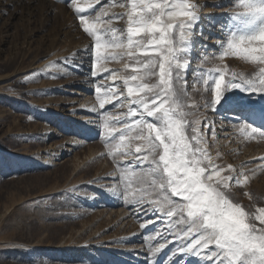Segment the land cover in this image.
Here are the masks:
<instances>
[{
	"label": "rangeland",
	"instance_id": "obj_1",
	"mask_svg": "<svg viewBox=\"0 0 264 264\" xmlns=\"http://www.w3.org/2000/svg\"><path fill=\"white\" fill-rule=\"evenodd\" d=\"M217 1L195 0L206 5L200 9L205 17L216 15ZM76 2L81 6L93 3V10L82 15L98 27L111 19L113 27L126 29V17L119 21L112 17L126 12L120 6L126 0ZM221 5L226 12L239 10L231 0ZM207 28L203 33H207V50L203 49L196 62L189 53L179 54L181 62L190 66L179 70L180 79H175L173 72V88L186 118L201 122L205 132L202 146L207 147L212 162L225 170L221 175L247 177L243 185L230 182L227 195L259 228L255 217L257 209L264 208V136L258 134L261 130L251 135L253 127L242 117L234 123L233 138L228 137L235 149H222L218 143L222 137L216 138V131L215 136L207 132L203 122L211 124L224 109L212 104L211 80L205 85L203 81L209 77L202 73L226 67V81L235 73V82H242L258 79L264 65L231 55L221 59L222 50L209 42L222 37L215 27L212 32ZM93 44V38L80 26L71 0H0V264H110L115 254L123 260L115 264L129 257L137 264H194L196 257L187 252V245L196 236L181 238L187 225L179 223V217L152 214L156 205L149 201L157 199L156 195L140 191L150 178L142 175L147 166L138 165L135 159V146L141 143L135 139L138 131L124 133L125 145L119 149V132L115 139L105 137V115L112 120L122 117L111 125L116 129L140 118L126 115L129 108L137 112L140 108L127 97L124 80L143 73L126 67L135 65L136 59L122 55L104 64L109 71L93 76L94 58L78 51ZM144 82L154 84L157 77ZM73 84H78L83 96L72 103L66 91ZM97 86L115 90L119 103L106 104L101 110ZM233 92L251 95L257 101L264 95L239 89ZM70 119L83 127L65 129ZM242 127L247 131L242 132ZM229 165L234 172L227 170ZM141 195L143 202H136ZM161 245V251L154 253ZM182 248L186 250L183 255Z\"/></svg>",
	"mask_w": 264,
	"mask_h": 264
},
{
	"label": "snow or ice",
	"instance_id": "obj_2",
	"mask_svg": "<svg viewBox=\"0 0 264 264\" xmlns=\"http://www.w3.org/2000/svg\"><path fill=\"white\" fill-rule=\"evenodd\" d=\"M231 2L238 11L205 17L200 9L206 5L195 0H126L120 5L127 9L126 12L112 14L117 21L126 17V29L120 30L112 26L111 19L98 27L96 22H90L82 15L93 10V3L81 6L71 0L80 26L94 41L88 48L78 50L86 52L90 59L94 58L91 74L98 76L109 71L104 64L122 55L136 59L135 65L126 67L143 73L124 80L127 97L140 108L139 112L129 108L126 115L140 118L116 129L111 125L119 123L122 117L112 120L105 115V137L115 139L119 132V149L125 145L124 133L138 131L135 139L141 143L135 146V159L138 165L147 166L142 175L150 178L140 191L156 195L157 199L149 201L156 205L152 214L179 217V223L187 225L181 238L187 240L196 236L187 245V252L196 257L194 264H264V208L257 209L259 215L255 218L261 225L257 228L250 223V214L229 198V183L235 181L243 185L247 183V177L241 180L235 175H221L225 170L212 162L207 147L202 146L205 132L201 130V122L186 118L173 88V72L176 71L175 79H180L179 70L190 66L181 62L179 54L191 52L198 39H207L203 36L206 26L209 31L215 27L222 37L216 41L222 50L221 59L231 55L264 65V0ZM221 6L214 4V7ZM3 14L7 15V11ZM217 72L219 74L215 75ZM226 73V67L202 73L209 77L203 81L205 85L211 80L212 104L228 112H239L241 117L264 129V95L257 101L251 95L237 96L233 92L239 89L241 92L264 93V67L259 69L258 79L242 82H235V73L233 79L226 81ZM152 76L157 77L156 83L144 82ZM102 88L106 90L102 92ZM95 91L101 110H105L106 104L119 103L115 90L97 86ZM146 118H152L154 122H147ZM203 123L206 131L215 136L213 126L206 121ZM258 128H252L251 135H256ZM241 131L246 132L247 128L242 127ZM258 134L264 136V131ZM227 170L234 172L231 165ZM143 200L141 195L136 202ZM163 247L161 245L153 252L158 253ZM184 252L182 248L181 255ZM173 264H179V261H173Z\"/></svg>",
	"mask_w": 264,
	"mask_h": 264
},
{
	"label": "bare ground",
	"instance_id": "obj_3",
	"mask_svg": "<svg viewBox=\"0 0 264 264\" xmlns=\"http://www.w3.org/2000/svg\"><path fill=\"white\" fill-rule=\"evenodd\" d=\"M218 3H220V4H223V2H227V0H218L217 1ZM22 3V2H21ZM49 6V5H48ZM226 7V6H225ZM218 12H216V15H214L213 17H219L220 15V13H225L226 11H227V9H223V8H221V7H219L218 8V10H217ZM206 13H208L207 11H205ZM213 29L214 28H211V32L213 31ZM207 30L209 31V28H207ZM215 31V30H214ZM209 33V32H208ZM207 34V33H206ZM206 34H203V36L205 37L206 36ZM198 36V35H197ZM206 43V39H198L197 40V42H196V45H195V47L191 50V52H189V54L191 55V58L193 59V62H196V57L197 56H199L200 55V53H202L203 54V52L205 51H203V49L205 48L204 47V44ZM209 43H211V44H213V45H216V40H211ZM78 81V80H77ZM111 82V81H110ZM114 82V81H113ZM106 84V83H105ZM108 84V83H107ZM111 84V83H110ZM71 86H73V88L72 89H70V90H68V91H66V94H68V96L67 97H69V99H70V102H74V100L76 101L77 100V98H79V97H82L83 96V93L78 89L79 88V86H78V84L77 85H71ZM78 86V87H77ZM80 86H82V85H80ZM110 87V86H109ZM112 87V86H111ZM116 87V86H115ZM78 89V90H77ZM116 89V88H115ZM118 89V88H117ZM116 91H118V90H116ZM120 91V90H119ZM73 96V97H72ZM75 96V97H74ZM123 97V96H122ZM119 99V98H118ZM66 100H67V98H66ZM69 101V100H68ZM67 101V102H68ZM78 101H81L80 99H78ZM77 101V102H78ZM66 102V103H67ZM72 102V103H73ZM76 102V103H77ZM69 103V102H68ZM83 106V105H82ZM71 107V106H70ZM69 109V108H68ZM81 109V108H80ZM76 110V109H75ZM78 111V110H77ZM92 113V111L90 112V114ZM96 114V113H95ZM91 117V116H90ZM242 117H241V114L239 113V112H228V111H225V109L223 110V111H221L217 116H216V119H214V121H212V123H211V125L213 126V128L215 129V131H216V138L217 137H222V139H220V140H218V143L219 144H221V146H222V149H225V148H227L226 146H228V148H231V150L232 149H235V144H234V142L233 143H230L229 144V142H231V138H233L231 135L232 134H234V123H236V122H238L240 119H241ZM89 120V119H88ZM86 121V120H85ZM88 122V121H87ZM95 122V121H94ZM246 122H247V125L248 126H250V127H253V128H258V125H256V124H253V123H251L249 120H246ZM233 125V126H232ZM66 126V128L65 129H77V128H82L81 127V123L80 124H76V121L74 122V120H72L71 121V119H70V121H68V123L65 125ZM246 126V125H245ZM247 126V127H248ZM89 127V129H90V126L88 125V124H85V128H88ZM87 130V129H86ZM258 130H261V131H264V129H259L258 128ZM90 131V130H89ZM76 132V131H75ZM85 132V130L83 131V133ZM89 134V133H88ZM87 136V135H86ZM231 136V138L230 139H228V137H230ZM73 141V140H72ZM77 143V142H76ZM217 143V142H216ZM227 143V144H226ZM218 144V145H219ZM233 151V150H232ZM215 157V156H214ZM250 159V158H249ZM252 159V158H251ZM101 187V186H100ZM105 189V188H104ZM96 199V198H95ZM97 201V200H96ZM89 202V201H88ZM109 202V201H108ZM108 205V204H107ZM114 207V206H113ZM148 207V206H147ZM142 208H143V206H142ZM144 209V208H143ZM149 209H151V208H149ZM149 209H148V211H149ZM122 210H124V209H122ZM139 210H140V208H139ZM142 210V209H141ZM132 212V211H131ZM140 212V211H139ZM143 212V210L141 211V213ZM127 213V212H126ZM136 214H138V213H136ZM144 214H146V213H144ZM144 214H143V216H144ZM149 214V213H148ZM123 215V214H122ZM125 215V214H124ZM123 215V216H124ZM129 215V214H128ZM146 216H147V214H146ZM133 217V216H132ZM125 219V218H124ZM127 219V218H126ZM129 219V218H128ZM127 219V220H128ZM126 220V221H127ZM133 220H136V219H133ZM125 221V220H124ZM125 225V224H124ZM95 232V231H94ZM165 232V231H164ZM168 232V231H167ZM166 233V232H165ZM168 235V234H167ZM97 248V247H96ZM128 249V248H127ZM58 251V250H57ZM56 251V252H57ZM186 251V250H185ZM121 252V251H120ZM124 254H127V252H123ZM130 253V252H129ZM128 253V254H129ZM133 255V254H132ZM177 255V254H176ZM136 256V255H135ZM78 257V256H77ZM113 257V256H112ZM133 257V256H132ZM122 257L121 256H119V255H117V254H115L114 255V257L111 259L112 261L110 262V264H115V263H117V262H119L120 263V261L119 260H122L121 259ZM136 258H137V256H136ZM123 261V260H122ZM185 263V262H184ZM122 264H137L136 263V261H135V259H134V257L131 259V257H129L128 259H126ZM183 264V263H182Z\"/></svg>",
	"mask_w": 264,
	"mask_h": 264
}]
</instances>
